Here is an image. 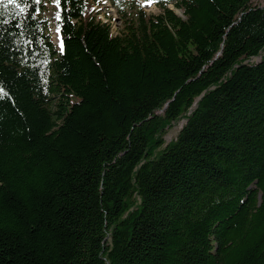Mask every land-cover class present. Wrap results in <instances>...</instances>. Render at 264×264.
Wrapping results in <instances>:
<instances>
[{
    "label": "trees",
    "instance_id": "1",
    "mask_svg": "<svg viewBox=\"0 0 264 264\" xmlns=\"http://www.w3.org/2000/svg\"><path fill=\"white\" fill-rule=\"evenodd\" d=\"M45 1L0 3V264H264V3Z\"/></svg>",
    "mask_w": 264,
    "mask_h": 264
},
{
    "label": "rangeland",
    "instance_id": "2",
    "mask_svg": "<svg viewBox=\"0 0 264 264\" xmlns=\"http://www.w3.org/2000/svg\"><path fill=\"white\" fill-rule=\"evenodd\" d=\"M131 1H135V0H131ZM138 1L146 14L157 15L160 12V9L156 5V0H151V3L147 2V0H138ZM163 1H167V0H163ZM255 2L259 4H263L264 0H255ZM169 8H172V4L169 5ZM94 9L95 12L98 14V18L100 20L104 22H110L112 26V33L113 35H115L121 28V22L118 14L110 7L108 1L103 0L102 3L100 5H96ZM56 14H57V8L54 5L53 1L46 0L44 10L41 15L42 18H44L47 21V25L50 28L49 35L51 39H53L54 41L56 39L53 37L57 35ZM251 61L256 62L258 61V59H252ZM183 124L184 121H180L168 131V133L164 137L165 144L175 139L178 131L181 129Z\"/></svg>",
    "mask_w": 264,
    "mask_h": 264
},
{
    "label": "snow or ice",
    "instance_id": "3",
    "mask_svg": "<svg viewBox=\"0 0 264 264\" xmlns=\"http://www.w3.org/2000/svg\"><path fill=\"white\" fill-rule=\"evenodd\" d=\"M35 2H39V0H35ZM55 3L59 4V0H54ZM119 2V0H117V3ZM147 2L151 3V0H147ZM0 3H5V6L7 4H14L16 8H18L21 12L26 11L27 8V4L22 5L21 3H18L17 0H0ZM59 18V17H57ZM57 31H59V29L57 28ZM0 91H2V89H0Z\"/></svg>",
    "mask_w": 264,
    "mask_h": 264
},
{
    "label": "water",
    "instance_id": "4",
    "mask_svg": "<svg viewBox=\"0 0 264 264\" xmlns=\"http://www.w3.org/2000/svg\"><path fill=\"white\" fill-rule=\"evenodd\" d=\"M58 42H59V39H58V35H57V41H56V43L58 44Z\"/></svg>",
    "mask_w": 264,
    "mask_h": 264
},
{
    "label": "bare ground",
    "instance_id": "5",
    "mask_svg": "<svg viewBox=\"0 0 264 264\" xmlns=\"http://www.w3.org/2000/svg\"><path fill=\"white\" fill-rule=\"evenodd\" d=\"M53 38H55L56 39L55 41H57V36L56 35Z\"/></svg>",
    "mask_w": 264,
    "mask_h": 264
}]
</instances>
